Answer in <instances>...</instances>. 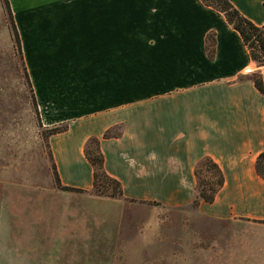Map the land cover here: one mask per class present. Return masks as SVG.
<instances>
[{
	"label": "crops",
	"instance_id": "crops-1",
	"mask_svg": "<svg viewBox=\"0 0 264 264\" xmlns=\"http://www.w3.org/2000/svg\"><path fill=\"white\" fill-rule=\"evenodd\" d=\"M154 1L155 5L171 3ZM228 1L254 25H264V0ZM79 2L82 8L71 13L73 26L64 35L77 36V50L86 53L82 60L90 62L93 45L104 43L111 35L110 27H104L105 21L109 24V7L100 28L96 0L89 6L93 0ZM99 2L103 5L105 0ZM180 2L191 8V14L202 5V13L197 15L202 24V107H191L189 101L173 107L104 110L78 102L66 106L63 117L55 122L64 124L66 130L50 136L47 144L60 184L83 193L56 188L50 168L44 187L30 184L13 189V195L9 191L6 219L0 223L9 258L22 264H115L126 229L136 225L134 212L144 206L192 207L194 170L204 157L218 165L224 184L212 203L200 202L194 210L219 222H264V179L256 171L258 157L264 152V94L250 80L254 73H264V68L252 61L240 35L222 13L200 0ZM192 29L201 32V26ZM210 33L215 35L211 58L207 53ZM99 50L103 53L105 47ZM105 58L108 65L101 57L102 68H108L106 77L110 78V49ZM78 68L80 75L89 74L81 70L90 69L89 63H80ZM90 138L99 140L104 170L120 183L123 199L92 195L94 171L84 155Z\"/></svg>",
	"mask_w": 264,
	"mask_h": 264
},
{
	"label": "rangeland",
	"instance_id": "rangeland-1",
	"mask_svg": "<svg viewBox=\"0 0 264 264\" xmlns=\"http://www.w3.org/2000/svg\"><path fill=\"white\" fill-rule=\"evenodd\" d=\"M8 1L20 46L0 0V223L6 219L9 191L13 195L17 187L47 184L52 168L46 133L65 126L55 122L66 106L78 102L104 110L189 101L202 107L201 4L191 14L180 0L157 5L153 0H105L103 5L96 0L100 28L109 7L104 27L111 35L93 45L87 62L82 60L86 53L77 50V36L64 35L73 26L71 13L82 8L79 0ZM171 22L178 27L171 29ZM197 26L200 34L191 31ZM108 49L110 78L108 68H102V59L108 65ZM80 63H89L90 69H81L89 71L86 77L79 74ZM155 208L133 213L136 225L126 229L115 264H264V222H219L192 207ZM9 256L0 237V264H22Z\"/></svg>",
	"mask_w": 264,
	"mask_h": 264
},
{
	"label": "trees",
	"instance_id": "trees-1",
	"mask_svg": "<svg viewBox=\"0 0 264 264\" xmlns=\"http://www.w3.org/2000/svg\"><path fill=\"white\" fill-rule=\"evenodd\" d=\"M200 1L204 6L214 9L224 15L226 22L240 35L243 43L249 51L252 61L255 62L259 68H264V25L260 27L254 25L250 20L242 16L228 0ZM4 8L10 16L12 25L14 27V35L18 45L20 46V38L16 30L8 0H4ZM207 41V53L211 58L213 56L215 47L214 33H210L207 36ZM250 80L254 83L256 89L260 93L264 94V73H261L260 71L256 72L250 76ZM65 130L66 126L53 127L47 130L46 138L64 132ZM104 136L108 137V134L106 133ZM84 155L94 171V185L92 195L98 197L123 199L120 183L109 177L104 170V157L100 151L99 140L97 138H90L88 140L85 145ZM48 156L51 162L52 174L56 188L69 192L83 193L80 190L63 187L60 184L49 148ZM256 171L258 175L264 179V152H262L258 157L256 162ZM194 175L196 178V196L192 204V208L196 209L200 202L212 203L214 201L217 192L224 184V177L218 165L209 157H204L197 162ZM109 187H112V189L110 190Z\"/></svg>",
	"mask_w": 264,
	"mask_h": 264
},
{
	"label": "built area",
	"instance_id": "built-area-1",
	"mask_svg": "<svg viewBox=\"0 0 264 264\" xmlns=\"http://www.w3.org/2000/svg\"><path fill=\"white\" fill-rule=\"evenodd\" d=\"M247 74H251V71L249 69L246 70Z\"/></svg>",
	"mask_w": 264,
	"mask_h": 264
}]
</instances>
